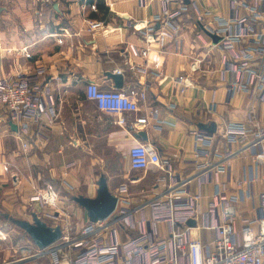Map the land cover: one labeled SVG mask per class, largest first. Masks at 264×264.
Instances as JSON below:
<instances>
[{"label": "crops", "instance_id": "0c3cea01", "mask_svg": "<svg viewBox=\"0 0 264 264\" xmlns=\"http://www.w3.org/2000/svg\"><path fill=\"white\" fill-rule=\"evenodd\" d=\"M100 3L102 0H0V79L31 74L43 67L45 73L40 85L51 89L54 106L60 113L53 127L40 121L43 138L38 147L25 153L13 132L15 128L10 129L6 109L0 106V217H4V222H12L16 217L34 223L36 214L49 227L69 225L72 235L88 224L103 225V234L120 242L143 232L152 241L168 240L167 255L175 259L166 264H188L173 243L187 244L192 236H197L208 245L215 238L214 227L222 219L219 212H209L216 184L227 196L237 195L240 199L238 231L243 226L241 219L264 217L261 201L264 167L253 160L250 152L224 160L225 143L219 133L223 124L231 120L253 118L264 124V102L251 101L244 93L228 99L222 79L224 53L214 45L217 41L213 35L203 33L190 0H184L188 11L175 19L173 26L164 27L163 48L159 42H147V26L163 27L160 22H152L153 16L165 13L167 8L175 9L179 3L103 0L106 10L98 7ZM209 7L214 12L231 15L228 0H211ZM240 14H246V10L241 9ZM94 20L105 23L102 30L89 31V22ZM178 43L182 50L175 53ZM145 48L149 50L148 56L134 54L137 49ZM146 64L148 75L140 69ZM110 73L123 76L121 87H116ZM178 75L188 80L184 93L170 80ZM91 80L104 89L123 91L133 87L140 91L150 83L147 99L139 102L140 111L124 116L132 121L146 113L145 109L157 107L161 127L146 126L143 131L148 139L136 138L130 126L115 123V117L100 112L87 99L85 89ZM202 127H206L208 136L215 141L214 153L196 160L194 152L203 146L196 144L192 132ZM138 142L155 145L162 160L169 161L165 169L134 170L129 149ZM5 161L14 164L18 174L25 177L17 189L8 183L10 172L2 168ZM203 161L219 168L195 177L199 172L196 164ZM33 166L34 177L27 178L25 174L29 175ZM66 170L69 171L64 182ZM101 177L109 191L118 197V203L107 219L91 222L87 210L76 198H96ZM188 177H194L189 185L190 193L201 196L200 211L188 223L180 224L177 237L171 223L154 220L151 209L143 205L161 198L173 181ZM48 178L58 183L61 195L58 212L43 211L41 203L32 200L31 186L42 188L51 183ZM123 184L128 186L127 192L121 191ZM124 209L132 211L131 217L114 222ZM178 210L179 216L185 212V208ZM142 219H146L143 224ZM2 231L3 235L7 233ZM6 236V241L0 239V264H51L49 258L18 260L17 249L5 246L11 240L10 233ZM19 238L34 245L27 234ZM151 259L157 263L158 257L154 255ZM119 264H149V261L141 256L130 262L120 260Z\"/></svg>", "mask_w": 264, "mask_h": 264}, {"label": "built area", "instance_id": "2783aa9c", "mask_svg": "<svg viewBox=\"0 0 264 264\" xmlns=\"http://www.w3.org/2000/svg\"><path fill=\"white\" fill-rule=\"evenodd\" d=\"M165 1L167 5L179 3V6L172 10L167 8L161 15H154L152 22H160L163 27L147 26L145 32L148 35L147 42H159L160 48L166 45L164 27L173 26L175 19L188 11V5L184 0ZM190 1L195 5L197 23L203 33L219 38L214 45L224 53L222 79L228 99L244 93L251 101L264 102V0H228L231 9L229 16L214 12L209 7L211 0ZM241 9H245L246 14L241 15ZM104 24L103 21H90L88 29L90 32L102 30ZM156 31L159 32L154 35ZM199 39L202 40L201 35ZM181 50L178 43L175 53ZM148 52V48L142 51L137 49L134 54L148 56ZM140 69L144 74L150 73L147 64ZM44 73L45 69L41 67L31 74L0 79V106L6 109L11 123L16 125L15 131L11 124L10 129L20 141L25 153L38 147L39 140L43 138L40 121L43 120L47 126L53 127L60 116L54 106L51 89L47 85L43 88L40 85ZM170 80L179 86L181 93H184L189 86L184 75L172 76ZM149 85L150 83L143 85L140 91L136 87L123 91L116 88L104 89L96 81L91 80L86 86L85 96L95 103L97 110L115 117V123L130 126L132 131L137 133L149 125L161 127L157 107L145 109L146 113L132 121L124 116V113L140 111L139 102L147 99L146 90ZM219 133L225 143V151L222 153L224 160L250 152L253 160L264 167V124L253 118L231 120L223 124ZM192 134L196 144L203 146L196 148L194 159L211 157L215 147L213 138L208 136L205 129L194 130ZM129 161L134 170L165 169L169 164L168 160H162L155 145L150 142H138L132 146L129 149ZM14 166L8 161L2 163L4 172L11 173ZM196 168L199 172L195 177H200L209 174L212 170L217 171L219 167L203 161L196 164ZM68 171H64L62 178L64 182ZM12 178L17 188L22 178L17 172L13 173ZM193 178L173 181L161 198L143 205L151 209L154 220L171 223L174 227L173 233L177 237L180 236V224L188 223L200 211L198 202L201 196L192 195L189 189ZM31 189L32 200L39 201L43 208L54 212L61 210V195L53 184L46 183L42 188L32 185ZM121 191L127 192L128 186L123 184ZM239 201L237 195L227 196L223 189L219 188V184H216L209 212H219L222 219L214 227L215 238L208 245L197 236H192L187 244L181 241L173 243L176 251L187 258L188 264H264V217L241 219L243 226L238 231L236 222L239 218L237 208ZM261 201L264 204V193L261 195ZM179 208H185L181 216H179ZM131 215V210L124 209L120 215L115 216L114 222L127 220ZM145 221L146 219H142L141 223ZM131 226L133 227L134 224L132 223ZM70 230L69 225H65L59 240L44 248L23 242L19 247L18 260L49 258L51 264H119L120 260L130 262L145 256L149 264H166L175 259L167 255V239L152 241L143 232L120 242L113 237H106L103 234V225L88 224L73 235ZM6 238V235L1 237L3 240ZM154 255L158 257L157 263L152 262L151 258Z\"/></svg>", "mask_w": 264, "mask_h": 264}, {"label": "water", "instance_id": "95a60500", "mask_svg": "<svg viewBox=\"0 0 264 264\" xmlns=\"http://www.w3.org/2000/svg\"><path fill=\"white\" fill-rule=\"evenodd\" d=\"M214 38L215 41L219 40L216 36ZM110 76L117 83L116 87L122 86L123 76L121 74L110 73ZM11 126L16 128L13 123H11ZM202 129H206V127H202ZM135 137L144 141L148 139L146 132L143 130L135 133ZM76 201L87 210L91 222H98L107 219L115 211L118 197L109 191L104 177H101L96 198L77 197ZM34 219V223L27 221H20V223L35 246L44 248L59 240L62 235L61 226L49 227L36 214Z\"/></svg>", "mask_w": 264, "mask_h": 264}, {"label": "rangeland", "instance_id": "374dc122", "mask_svg": "<svg viewBox=\"0 0 264 264\" xmlns=\"http://www.w3.org/2000/svg\"><path fill=\"white\" fill-rule=\"evenodd\" d=\"M95 147L97 146V143L94 145ZM98 156V155H97ZM96 165H97V167H98V160L96 161ZM29 170V169H28ZM22 171V170H21ZM15 172H17V173H19V171H17V169H16V167L14 166L13 167V169H12V172L10 173V175L8 176V183L11 185V187L12 188H15V182H14V180H13V178H12V175H13V173H15ZM23 172V171H22ZM25 172V171H24ZM23 172V173H24ZM36 172V168H35V170H34V166L30 169V173H29V175H27V174H25V176L27 177V178H30V177H34V173ZM22 176V175H21ZM23 178H25V177H23L22 176V179ZM97 178H98V176H97ZM21 179V180H22ZM20 185V184H19ZM18 185V186H19ZM18 186H17V188H18ZM17 188H15V189H17ZM43 211H45V210H48V211H50L49 209H46V208H43L42 209ZM56 216V218H57V220L58 221H61V219L59 218V217H57V215H55ZM15 219H13L12 220V222H4L3 220H4V217L3 216H1L0 217V229L1 230H3L2 232H7V233H5V235L6 234H9L10 233V235H11V240H10V242H9V244H7V242H5L7 245H5L7 248L8 247H15L14 249H17V250H15V252L17 253L16 255H18V256H20V251H19V247L22 245V243L24 242V244H26V241H21V239H23L24 240V238H19L20 237V235H25V234H27V232L25 231V229L22 227V225H21V223H20V221L21 222H23V221H25V220H18L16 217H14ZM42 219L43 220H45L44 219V216H43V214H42ZM48 222V221H47ZM49 224H55V223H53V222H48ZM16 231V232H13V231ZM9 232V233H8ZM28 235V234H27ZM4 235L2 234V233H0V239H1V237H3ZM6 241V240H5ZM4 247V246H3Z\"/></svg>", "mask_w": 264, "mask_h": 264}, {"label": "trees", "instance_id": "16d2710c", "mask_svg": "<svg viewBox=\"0 0 264 264\" xmlns=\"http://www.w3.org/2000/svg\"><path fill=\"white\" fill-rule=\"evenodd\" d=\"M93 0H89V2H92ZM98 7L102 10H106L105 7H104V3H103V0H102V3L98 4ZM48 182H51L56 188H58V183H56L54 180L52 179H46Z\"/></svg>", "mask_w": 264, "mask_h": 264}]
</instances>
